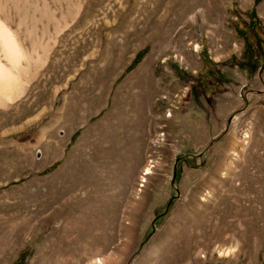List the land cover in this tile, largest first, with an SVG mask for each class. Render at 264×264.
Masks as SVG:
<instances>
[{
	"label": "rangeland",
	"instance_id": "374dc122",
	"mask_svg": "<svg viewBox=\"0 0 264 264\" xmlns=\"http://www.w3.org/2000/svg\"><path fill=\"white\" fill-rule=\"evenodd\" d=\"M254 1L0 12L28 59L0 103V264H264Z\"/></svg>",
	"mask_w": 264,
	"mask_h": 264
},
{
	"label": "bare ground",
	"instance_id": "6f19581e",
	"mask_svg": "<svg viewBox=\"0 0 264 264\" xmlns=\"http://www.w3.org/2000/svg\"><path fill=\"white\" fill-rule=\"evenodd\" d=\"M18 3L19 0H0V12L4 13L9 4L18 5ZM41 10L39 12L44 14V10ZM6 21H3L0 18V103L2 99L11 100L14 96H16V93L20 91L21 64L25 59H27L25 53L26 51L24 50L22 44L17 40ZM2 58L5 59L7 63L3 64ZM152 168L153 167L148 166V168L145 169V175H143L142 183H146V179L144 180L145 177L152 175ZM95 264H102V261L97 260Z\"/></svg>",
	"mask_w": 264,
	"mask_h": 264
},
{
	"label": "trees",
	"instance_id": "16d2710c",
	"mask_svg": "<svg viewBox=\"0 0 264 264\" xmlns=\"http://www.w3.org/2000/svg\"><path fill=\"white\" fill-rule=\"evenodd\" d=\"M254 2L257 4V1L256 0Z\"/></svg>",
	"mask_w": 264,
	"mask_h": 264
}]
</instances>
